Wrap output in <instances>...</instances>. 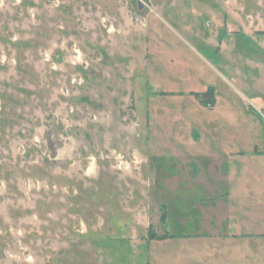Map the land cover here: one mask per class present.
<instances>
[{
  "label": "rangeland",
  "instance_id": "rangeland-1",
  "mask_svg": "<svg viewBox=\"0 0 264 264\" xmlns=\"http://www.w3.org/2000/svg\"><path fill=\"white\" fill-rule=\"evenodd\" d=\"M0 264H264V0H0Z\"/></svg>",
  "mask_w": 264,
  "mask_h": 264
},
{
  "label": "crops",
  "instance_id": "crops-1",
  "mask_svg": "<svg viewBox=\"0 0 264 264\" xmlns=\"http://www.w3.org/2000/svg\"><path fill=\"white\" fill-rule=\"evenodd\" d=\"M232 152H233V151H232ZM257 154H258V153H257ZM261 154H263V153H261ZM241 213H243L244 215H248V216L251 215V214H252V215L255 214L254 212H251V211H250V212H248V211H244V212H241ZM241 217H242V216H241ZM243 217H244V216H243ZM237 226H239V225H237ZM240 226H241V225H240Z\"/></svg>",
  "mask_w": 264,
  "mask_h": 264
}]
</instances>
